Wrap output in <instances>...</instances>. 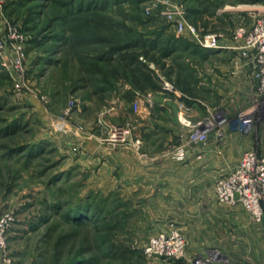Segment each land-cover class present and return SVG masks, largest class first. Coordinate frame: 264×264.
<instances>
[{
    "label": "rangeland",
    "instance_id": "obj_1",
    "mask_svg": "<svg viewBox=\"0 0 264 264\" xmlns=\"http://www.w3.org/2000/svg\"><path fill=\"white\" fill-rule=\"evenodd\" d=\"M16 2L20 3L19 0H0V41L6 43V48L17 44L13 43L7 32L12 27L20 33L23 42L19 45L24 48L20 58L23 72L17 70V54L13 47L0 52V131L7 133L0 134V213H13L16 218L8 232L6 248L0 250V264H67L66 261L85 247L88 248L86 257H99L96 264H196L201 256L210 258L211 262L206 264H264L262 242L252 235L257 232V227H250L244 234L236 227L209 223L204 214L198 212L215 202L230 208L221 203L215 193L218 176L230 170L218 174L210 195L198 198L190 195L179 200V205L173 204L169 210L174 212L175 219L169 215L167 224L156 229L152 226L151 214L136 208L138 201H127L120 197L121 194L116 195L107 189L90 188L89 172L66 169L68 156L74 157L84 152L83 136L93 132L97 125L103 126L101 130L105 132L102 136L106 143H112L110 135L113 125L125 128L128 132L125 141H129V134L137 129L138 124L133 120L118 118L117 109L108 112L110 107L107 102L122 95L118 93L122 92L117 91L118 87L129 85L133 90V98L125 101L135 113L137 111L133 104L138 96L145 100L150 92L167 94L151 91L147 87L149 83L163 87L166 80L173 82L178 91L187 96L186 100L192 102L199 98L205 106L213 108L212 113L220 116L232 118L246 108H253V129L250 133L255 138L256 148H244V151L254 150L258 155L264 154V92L258 87L259 79L252 65L240 67V52L234 50L206 56L194 54L192 48L184 47L195 45L188 28L181 31L162 14V11L178 13L182 9L185 22L198 27L201 35L211 32L229 41L237 28L245 26L251 29L257 18L264 16V0H128L116 5L112 11L96 15L100 19L112 20L115 31H106L105 34L109 43L132 38L156 40L154 46L147 41L148 46L139 45L125 53L138 55L153 70L138 67V72L133 74L117 68L118 64L93 65L88 58V54L93 53V47L88 49L87 46L65 49L55 57V60H59L58 64L42 63L41 59L46 57L51 43L42 45L35 40L43 33L50 17L61 15L63 11L51 1L49 8L38 19L25 24L28 19L31 20L35 2L26 1L22 7H16ZM167 47L186 48V51H175L161 58V52ZM211 72L217 76L214 78L216 80L211 78ZM83 77L91 80V88L87 86L76 93L72 92L73 86ZM244 80L253 87L247 95L242 90L243 86L240 87ZM133 82L145 86V89L133 88ZM94 88L106 90L94 93ZM73 100L76 107L66 122V131L62 133L57 127L58 120L65 115ZM183 119L179 112L176 127L181 128ZM14 129L17 131L12 132ZM213 137L216 139V134L213 133L210 140ZM60 138L65 139L62 146L58 143ZM174 145L168 144L163 151L170 152L169 148ZM11 147L23 148L15 153L16 149L12 152L8 150ZM30 147L33 150L40 147L42 150L35 149L34 156L28 158ZM76 147L79 152L75 151ZM64 152L67 156L63 155ZM78 191L83 196L97 195L91 196V200L98 202L99 207L104 203L103 198H110L106 212L114 206L113 199L116 198L120 200L119 204L125 203L124 209L122 207L117 215L122 216L125 212L130 217L117 224L109 221L100 224L106 228L109 226L110 231L99 233L92 227L76 232L62 222L61 216ZM60 201L69 205L59 210L56 207ZM161 210L166 212L167 208L162 207ZM256 226L263 227L264 231V226ZM172 230L178 231L185 240V256L179 259L148 258L144 253L146 243L154 236L169 234ZM73 232L76 233L68 242L58 245L62 235ZM95 238L107 239L100 250L93 247H98L92 242ZM254 255L261 257V262Z\"/></svg>",
    "mask_w": 264,
    "mask_h": 264
},
{
    "label": "crops",
    "instance_id": "obj_2",
    "mask_svg": "<svg viewBox=\"0 0 264 264\" xmlns=\"http://www.w3.org/2000/svg\"><path fill=\"white\" fill-rule=\"evenodd\" d=\"M225 51H211L208 54ZM238 65L243 66L240 63ZM211 78L216 80L214 78L217 76L215 77L211 72ZM241 86L246 95L253 90L252 85L245 80ZM117 91H122L118 92L122 95L107 102L110 107L108 112L117 109L118 118L133 120L138 124L137 129L129 134L130 140L120 144L112 141L106 143L102 136L105 130L102 131L103 126L97 125L93 132L83 136L84 152L74 157L68 156L70 158L66 169L89 172L90 188L107 189L116 195L121 194L120 197L127 201H138L136 208L151 214L152 226L156 229L163 228L167 224L170 220L169 215L171 219H175L174 212L169 210L173 204L179 205V200L190 195L197 198L210 195L218 174L236 167L244 148H256L255 138L251 133L243 134L236 128L226 127L224 140L213 137L207 144L187 147L186 160L178 162L170 156L169 151L163 150L168 144L182 143L190 128L212 116L213 108L205 106L199 98L193 99L192 102L187 100L189 102L187 104L192 106V109L182 115L185 119L181 123L180 131L181 128L176 127L175 124L179 107L167 94L150 92L153 108L148 112L143 103L142 110L134 113L132 107L129 109L125 101V99L129 100L128 92H133L130 86H120ZM233 93L235 94V89ZM44 136L46 137V134ZM58 143L62 146L65 144V139L60 138ZM63 155H66V152ZM141 201L145 202L141 203ZM162 207L167 208L166 212L161 210ZM198 212H202L209 223L216 222L220 226L225 224L236 227L244 234L250 227H257L254 229L258 233L252 235L254 239L261 240V245L264 247L263 227L256 226H264V220L261 224L254 223L241 206L226 208L215 202L204 206ZM261 254L264 255V250ZM253 257L261 262V257L258 255Z\"/></svg>",
    "mask_w": 264,
    "mask_h": 264
},
{
    "label": "built area",
    "instance_id": "obj_3",
    "mask_svg": "<svg viewBox=\"0 0 264 264\" xmlns=\"http://www.w3.org/2000/svg\"><path fill=\"white\" fill-rule=\"evenodd\" d=\"M161 13V12H160ZM172 25L179 27L181 31L189 30L192 42L200 49L210 51H239L240 64L244 66L252 65L256 77L258 76L259 89L264 92V16H260L254 23V27L240 26L232 34V39L224 40L220 35L209 32L201 35L198 27L190 26L185 21V12L179 9L178 13L162 11ZM9 37L13 40V49L16 51L17 70L23 72L20 58L23 56L24 48L21 47L23 42L20 33L9 27L7 29ZM20 44V45H19ZM6 48V43L0 41V52L12 48ZM238 63V64H239ZM162 90L164 93L172 95L176 105L179 107L180 115L191 110L187 104V96L169 81H164ZM146 106V111L153 108L152 94H149L145 100L138 96L134 102L135 111L138 113L142 109V104ZM76 107V101L73 100L65 115L58 120V130L65 132L66 122ZM254 109H246L234 117L220 116L216 112L205 121L199 122L196 126L189 129L184 141L170 149V156L178 162L186 160L188 152L187 147L197 144H207L212 134H216V139L222 140L226 137L225 128H236L243 134H249L253 129ZM111 141L114 143L124 142L128 134L123 126L113 125L111 127ZM79 148L76 147L75 151ZM81 150V149H80ZM215 193L221 203L228 207L241 206L243 211L248 214L253 222H262L264 219V156L258 155L254 150H246L240 156L237 166L228 173H222L217 178ZM16 218L13 213H0V250H5L8 232L12 229ZM144 253L148 258L163 257L165 259L182 258L186 254L185 240L181 234L172 230L169 234H162L151 238L144 247ZM9 261V260H8ZM211 262L210 258L199 257L196 264H206Z\"/></svg>",
    "mask_w": 264,
    "mask_h": 264
},
{
    "label": "trees",
    "instance_id": "obj_4",
    "mask_svg": "<svg viewBox=\"0 0 264 264\" xmlns=\"http://www.w3.org/2000/svg\"><path fill=\"white\" fill-rule=\"evenodd\" d=\"M26 1H33L35 2V5L32 7L31 11V20H27L25 24H29L30 21H35L39 18V16L44 13L45 9L49 8V4L52 1V4H56L63 12L61 15H54L53 17H50L48 23L44 25V28L42 30L43 33L35 40L37 43H41L42 45L46 42H50V49L46 53V57H43L44 59H41V62L45 63H51V64H58L59 60L55 57L62 51H65V49H76L78 47L85 48H92V54H88V58H90L93 61V65L99 67L102 66L103 63L106 64H118L117 68L120 67L126 72H130L131 74L138 72V67L141 69H145L146 71H153L152 68L149 66V64L144 63L141 61L138 57V55L129 56L125 53H129L131 49H133L136 46L139 45H145L146 42L151 46H154V43L156 40L154 38L152 40L146 39L142 41L141 39H134L131 40H125L124 42H117V43H109L107 42V37L105 36L106 31L107 32H114L115 29H113V23L112 20H107L105 18H98L96 15H100L101 13L105 11H112L116 5L126 3L128 0H19L20 3L16 2L14 5L16 7H22L23 3ZM92 16H96V18H92ZM156 39V38H155ZM142 42V43H140ZM173 46V45H171ZM186 48H192V52L198 53L200 55L206 56V54L200 50V48L195 45L193 47L191 46H184ZM186 48H179L176 49L175 47H167L165 48L161 54L160 57L164 58L175 51L179 50H185ZM186 51V50H185ZM97 63V65H96ZM45 65V66H46ZM96 69V67H95ZM101 71V70H100ZM90 79L87 78H81L79 79L78 83L73 86L72 92L76 93L80 91L81 89H85L88 87L91 88ZM173 83V82H172ZM107 83L103 84L106 85ZM133 88H137L139 90L145 89V86H142L139 83H131ZM174 85V83H173ZM175 86V85H174ZM148 88H151L152 90L161 91L162 86L157 85L156 83H149L147 86ZM106 88V87H105ZM177 89V87L175 86ZM106 89H98L94 88V93H103V91ZM134 93L128 92L127 96L128 98H133ZM81 97L83 95L80 94ZM187 103H189L186 100ZM16 124H19L18 121H15ZM13 126L16 127L14 124V121L12 122ZM17 130L14 129L12 132H16ZM4 133L0 131V134ZM4 135H7V133H4ZM28 144L26 148L29 146ZM40 147H42L40 145ZM35 148L39 150V148ZM23 147L14 148L11 147L8 150L12 152L14 149L15 153H18L20 149ZM28 152V158H31L35 154V149L29 148ZM41 149V148H40ZM42 150V149H41ZM34 151V152H33ZM34 153V154H33ZM36 156V155H35ZM67 174V173H66ZM69 176V175H68ZM70 180V179H68ZM64 183V182H63ZM77 194V195H76ZM76 197L71 202V205L67 207L68 202H59L57 203V207L59 210L60 208L64 207L65 212L62 214V222L66 226L73 227L75 231L86 229V228H92L94 227V231L106 232L107 230L110 231L109 226L107 228L100 226L102 222L107 223H121L124 219L127 217H130L125 212L121 215H117L122 210V207L125 206L124 204H119L120 200L113 199L114 205L112 208H108L107 212L105 211L106 205H108L110 198L108 197L103 198V205L99 207L95 200H91V196H97V195H86L83 196L81 191H78L76 193ZM95 201V202H94ZM107 203V204H106ZM118 203V204H116ZM124 209V207H123ZM58 211V210H56ZM106 212V213H105ZM57 212H55L56 214ZM58 214V213H57ZM76 232H73V234H64V236H61V239L59 240V244H64L65 242H68L73 235H75ZM49 236L52 235L51 232H49ZM102 238H95L94 244H98V247H95L96 249H101V244H105L104 242L107 239L101 240ZM100 248V249H99ZM103 248V247H102ZM109 250V249H108ZM88 252V248L85 247L84 249L77 252V255H75L73 258L66 261L67 264H96V256L93 257H86V254ZM109 252V251H108ZM103 257L104 253L102 254Z\"/></svg>",
    "mask_w": 264,
    "mask_h": 264
}]
</instances>
